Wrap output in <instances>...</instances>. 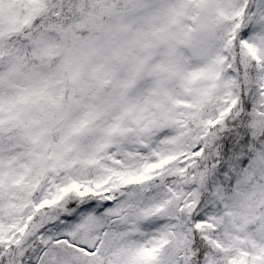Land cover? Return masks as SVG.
Instances as JSON below:
<instances>
[{
	"label": "snow or ice",
	"instance_id": "obj_1",
	"mask_svg": "<svg viewBox=\"0 0 264 264\" xmlns=\"http://www.w3.org/2000/svg\"><path fill=\"white\" fill-rule=\"evenodd\" d=\"M0 264H264V0H0Z\"/></svg>",
	"mask_w": 264,
	"mask_h": 264
}]
</instances>
